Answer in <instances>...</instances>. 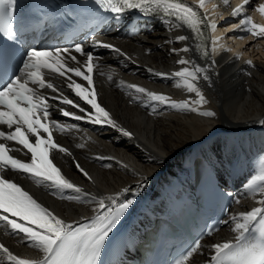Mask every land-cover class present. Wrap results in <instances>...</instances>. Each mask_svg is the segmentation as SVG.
Instances as JSON below:
<instances>
[{
    "label": "snow or ice",
    "instance_id": "6c2138e0",
    "mask_svg": "<svg viewBox=\"0 0 264 264\" xmlns=\"http://www.w3.org/2000/svg\"><path fill=\"white\" fill-rule=\"evenodd\" d=\"M91 2L116 19L131 10H138L144 14L163 16L171 22L170 27H186L196 42L195 50L202 58H210L218 48L223 47L219 44L221 37L214 35L218 28L216 20L209 18L207 5L212 0H193L192 5L186 3V0H84V3L77 0L71 11L65 8L59 15L74 20L79 15L77 10ZM222 3L225 7L231 6L230 0H222ZM253 3L255 0H241L232 9L231 15L241 17L236 30L255 39H264V25L255 23L252 15L248 14L251 10L264 17V0L249 9L248 6ZM18 4L19 0H0V36L4 37L10 49V53L0 49V63L3 64L0 67V226L6 227L9 235L23 234L21 239L41 253V258H20L3 243H0V255L6 258V264H103L101 256L107 241L135 201L121 199V193L99 198L87 197L84 189L66 177L54 160L58 154L71 156L72 153L57 142L53 133L67 134L77 126L52 119V110L75 121L110 125L125 136L131 137L132 133L121 128L110 112L98 102L93 72L99 68V58L87 51L84 44L49 48L31 45L19 47L26 43L25 34L29 28L23 19L18 21ZM218 7L212 3L213 12ZM55 19L56 16L51 13L43 14V20ZM188 39L187 35L175 37L177 42ZM237 39L242 40L244 37L238 36ZM93 44L124 55L119 48L96 41L94 37ZM189 51L191 49L187 46L172 49L177 55ZM240 58L241 54L237 53L235 59ZM176 63L182 67L171 74L173 79L179 78L175 86L187 93H194L198 99L175 101L166 94L149 91L143 86L124 85L123 82L121 85L134 90V93L140 94L149 103L158 102L180 111L214 118V111L200 110L208 101L196 83L201 74L203 80L211 83L208 70L182 56ZM246 64L255 67L251 59ZM155 74L169 78L165 73ZM55 77L65 82L66 88L74 94L72 98L52 82ZM76 78L87 82L88 87L77 82ZM107 79L111 81L112 76L108 75ZM47 90L55 95H47ZM50 101L58 103L54 105ZM80 101L89 105L90 109L82 107ZM144 106L147 107L148 103ZM77 147L82 148L84 145L79 144ZM12 153H20L27 159L18 158ZM75 166L85 178L92 179L79 162ZM8 172L24 175L50 194H59L61 199L69 202L94 203L93 215L82 218L85 222L66 221L34 198L20 183L6 178ZM247 188L253 193L259 191L264 196V161L260 171L248 181ZM68 190L76 195L64 196L63 193ZM122 191L128 193L130 189L124 188ZM257 204L249 211L232 217L234 239L212 244L210 250L213 254L208 264H264V199L257 201ZM201 248L202 244L197 240L174 264H189L190 258ZM0 264L4 262L0 261Z\"/></svg>",
    "mask_w": 264,
    "mask_h": 264
},
{
    "label": "bare ground",
    "instance_id": "6f19581e",
    "mask_svg": "<svg viewBox=\"0 0 264 264\" xmlns=\"http://www.w3.org/2000/svg\"><path fill=\"white\" fill-rule=\"evenodd\" d=\"M170 23L160 16L153 22L151 33L116 40L127 56L112 54L109 64L104 67L105 75L99 79L102 100L113 111L117 124L132 136H125L113 127L77 123L75 129L62 136L73 154H58V159L87 197L121 193V199L135 201L116 229L148 216L151 211L160 210L163 191L188 188L184 179L189 181L191 169L187 163L197 155L198 148H203L201 154L214 152L224 162H232L239 179L244 180L237 199L239 202L229 216L228 226L203 240L202 248L189 261V264H204L210 258L212 244L234 239L232 217L258 206L257 201L264 199L259 191L253 193L247 188L248 181L260 171L264 161V123H261L264 121V39H253L250 46L246 45L250 51L254 46L257 48L256 53L245 56L248 53L242 47L246 42L237 40L234 43L227 39L223 29H218L222 36L219 44L223 47L205 59L195 50L196 42L189 30L170 27ZM178 35H187L189 39L177 42L175 37ZM185 46L191 51L179 55L172 52L173 48ZM227 47L233 52L225 51ZM237 53H242L239 60L235 59ZM181 56L208 70L211 83L203 80L202 74L196 83L208 101L200 110L214 111V118L180 111L158 102L149 103L134 90L121 85V82L136 84L166 94L175 101H194L198 99L195 94L177 88L175 84L179 78L171 77L182 67L176 63ZM249 59L255 67L246 64ZM155 73H165L169 78ZM108 75L112 76L111 81L107 79ZM145 103H148L147 107ZM79 144L84 147H77ZM76 162L88 171L91 180L79 172ZM164 167H168V171L159 175ZM27 183L40 199L71 222H85L82 218L93 215L94 203L69 202L61 199L59 194H50L33 180ZM124 188L130 191L123 193ZM63 195L76 194L68 190ZM144 202H147L146 207ZM0 232L6 242L27 259L41 257V253L21 239L23 234L9 235L4 226H0Z\"/></svg>",
    "mask_w": 264,
    "mask_h": 264
},
{
    "label": "rangeland",
    "instance_id": "374dc122",
    "mask_svg": "<svg viewBox=\"0 0 264 264\" xmlns=\"http://www.w3.org/2000/svg\"><path fill=\"white\" fill-rule=\"evenodd\" d=\"M137 192V190L134 192V194Z\"/></svg>",
    "mask_w": 264,
    "mask_h": 264
}]
</instances>
